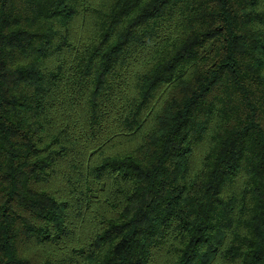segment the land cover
<instances>
[{
    "label": "trees",
    "instance_id": "trees-1",
    "mask_svg": "<svg viewBox=\"0 0 264 264\" xmlns=\"http://www.w3.org/2000/svg\"><path fill=\"white\" fill-rule=\"evenodd\" d=\"M0 264H264V0H0Z\"/></svg>",
    "mask_w": 264,
    "mask_h": 264
}]
</instances>
